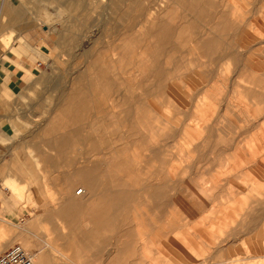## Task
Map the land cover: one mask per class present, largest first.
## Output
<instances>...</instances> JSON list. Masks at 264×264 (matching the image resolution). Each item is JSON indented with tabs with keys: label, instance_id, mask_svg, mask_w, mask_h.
<instances>
[{
	"label": "rangeland",
	"instance_id": "374dc122",
	"mask_svg": "<svg viewBox=\"0 0 264 264\" xmlns=\"http://www.w3.org/2000/svg\"><path fill=\"white\" fill-rule=\"evenodd\" d=\"M19 6L2 53L25 60L7 36L24 25L46 53L29 52L18 94L0 102L14 137L2 140L0 186L15 175L5 165L18 161L20 176L0 189V242L15 239L0 251L19 243L37 257L50 243V264H264V0Z\"/></svg>",
	"mask_w": 264,
	"mask_h": 264
},
{
	"label": "crops",
	"instance_id": "0c3cea01",
	"mask_svg": "<svg viewBox=\"0 0 264 264\" xmlns=\"http://www.w3.org/2000/svg\"><path fill=\"white\" fill-rule=\"evenodd\" d=\"M20 12V6L16 8V0H0V33L5 31L6 29L10 28H16V22L15 19L21 18V15L19 14ZM6 13V14H5ZM17 16H15V15ZM16 26V27H15ZM24 29H30L31 31H25L23 33L16 32L14 33L13 30H10L7 32V36L10 34L13 35L11 38V41H14V46L12 47L14 52L18 54H24L25 60L18 61L16 56L11 50H5V54L2 53L3 51L0 49V102L3 96V93H10L12 95H16L19 92V87H20V77H22L24 74L23 70L20 69L19 65L22 68H25L27 70L30 69V63L28 62V59L30 58L29 52H32L34 54H39L43 55L46 53V46H45V41L40 38V36L37 38L35 36L34 30H36V27L30 26V25H24L22 26ZM20 38L23 39L21 42ZM41 39V40H40ZM17 42L19 44H17ZM42 42V43H41ZM38 48V49H35ZM6 58H9L6 59ZM18 63V64H17ZM34 63L37 64V66H43L44 62L41 61L40 59H37L34 61ZM2 105L0 104V108ZM10 125L9 120H0V178L2 176V171H3V156H4V150H3V144L2 140L6 139V136H10L8 129L11 130V127H7ZM6 126V127H5ZM16 133V132H15ZM10 138H14L10 136ZM8 155V154H7ZM18 160V157H17ZM50 165L53 162H49ZM34 166V164H33ZM4 169L8 170L9 172L14 173L16 177L7 175L2 178L1 181V186L5 184V182L10 181V179H15L18 180L20 178L19 176V163L15 164L14 167L9 166L8 164L4 166ZM31 169V168H30ZM0 186V189H3V187ZM1 192V190H0ZM11 194L7 198L4 195V205L6 204L8 207H13V201L11 200ZM2 202H1V193H0V226L2 225L1 222L5 221V217L2 218ZM7 220V219H6ZM11 223V228L13 231V236L18 233V224L14 222ZM16 224V225H15ZM15 232V234H14ZM0 233L3 234L2 231ZM14 242L15 239L11 238L6 241V243L0 242V249H2L4 246H6L10 242ZM9 247V246H8ZM7 247V248H8ZM5 249H3L1 252H3ZM51 261L49 262V264Z\"/></svg>",
	"mask_w": 264,
	"mask_h": 264
},
{
	"label": "bare ground",
	"instance_id": "6f19581e",
	"mask_svg": "<svg viewBox=\"0 0 264 264\" xmlns=\"http://www.w3.org/2000/svg\"><path fill=\"white\" fill-rule=\"evenodd\" d=\"M125 12V11H124ZM6 14V13H5ZM19 14H21V12H19ZM15 15V14H14ZM15 16H17V15H15ZM50 28V27H49ZM49 32V31H48ZM52 32H56L54 29H52ZM58 32V31H57ZM62 36H64V35H62ZM60 38H62V37H60ZM61 41V40H60ZM233 53V52H232ZM71 91V90H70ZM86 96H88V95H86ZM67 97V96H66ZM68 97H69V95H68ZM73 97V96H72ZM71 97V98H72ZM73 99V98H72ZM88 109V108H87ZM86 109V110H87ZM99 131V130H98ZM51 140V139H50ZM53 140V139H52ZM64 141V140H63ZM65 143V142H64ZM64 143H63V145H64ZM50 144H51V142H50ZM59 144V143H58ZM59 145H61V144H59ZM52 145H49V147L50 148H52L51 147ZM57 145H55V147H56ZM65 146V145H64ZM54 147V146H53ZM64 148V147H63ZM224 160V159H223ZM11 180V179H10ZM14 181V179H12L11 180V182H13ZM15 182V181H14ZM89 183V182H88ZM92 184H93V181H92ZM91 184V185H92ZM6 185V184H5ZM89 186H88V189H90L91 188V185H90V183L88 184ZM7 186V185H6ZM157 186V185H156ZM13 187L15 188V191L17 192V195H19V197H20V199H22L23 197H22V193H21V190H20V188L18 187V185L16 184V185H13ZM86 189H87V185H86V187L85 188H82V191H83V193H82V195H81V197L82 196H84L85 195V193H86ZM69 190V189H68ZM165 192V191H164ZM14 193V192H13ZM96 193V192H95ZM78 196V195H77ZM95 196V195H94ZM89 198V197H88ZM99 200H95V201H93V202H91L89 205L90 206H96L97 204H99V202H98ZM101 201V200H100ZM105 201V200H104ZM104 204V203H103ZM86 206V205H85ZM72 207V209H69V212H70V214L71 215H73V213L75 214V212L76 213H78L79 211H80V207L79 208H77L76 207V204H74V205H72L71 206ZM70 207V208H71ZM81 209H84L83 207L81 208ZM86 209V208H85ZM73 211V212H72ZM71 215H69V216H71ZM74 216V215H73ZM264 216V215H263ZM116 217V216H115ZM35 218H37V217H35ZM42 218V217H41ZM113 218V217H112ZM256 218H257V216H256ZM33 220V219H32ZM43 220H45V221H47L48 220V217L47 218H45V217H43ZM30 221V220H29ZM32 222V227H34V228H41V224H39L38 223V221H36L35 219H34V221H31ZM260 223V222H259ZM258 223V224H259ZM31 227V228H32ZM27 230V229H26ZM41 230V229H40ZM40 230H39V232H40ZM20 232V231H19ZM21 233V232H20ZM26 233V232H25ZM31 233V232H30ZM36 233H37V231H36ZM19 234V233H18ZM33 235L35 236L36 234H35V232L33 233ZM23 237H27L28 239V241H26L25 242V244L26 245H28V246H31V247H33L32 245H30L31 243H32V238L31 237H29V236H27V235H25L24 234V232H23V234H20L19 236H18V238H21V239H24ZM36 237V236H35ZM38 237V236H37ZM45 243V242H44ZM46 245L48 246V247H45L46 248V251H44L43 249L41 250V253L38 255L37 254V257H36V254H35V252H34V254H35V257H36V264H49V262H50V258H51V255H53V246H51V244L49 243H46ZM23 247H25L24 245H22ZM26 249H28L27 247H25ZM28 250H30V249H28ZM30 251H32V250H30ZM33 252V251H32ZM128 259V258H127ZM129 260V259H128ZM139 260V259H138ZM128 262H130V261H128Z\"/></svg>",
	"mask_w": 264,
	"mask_h": 264
},
{
	"label": "built area",
	"instance_id": "2783aa9c",
	"mask_svg": "<svg viewBox=\"0 0 264 264\" xmlns=\"http://www.w3.org/2000/svg\"><path fill=\"white\" fill-rule=\"evenodd\" d=\"M82 193V188H78L75 192L78 196ZM0 264H36V257L34 252L15 243L0 253Z\"/></svg>",
	"mask_w": 264,
	"mask_h": 264
}]
</instances>
